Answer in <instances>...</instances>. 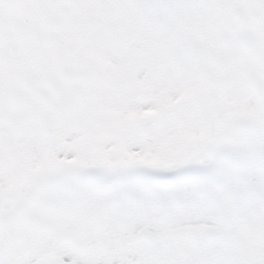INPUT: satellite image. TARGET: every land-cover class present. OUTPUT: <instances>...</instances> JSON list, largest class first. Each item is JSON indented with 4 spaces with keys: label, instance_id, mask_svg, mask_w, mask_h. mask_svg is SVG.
<instances>
[{
    "label": "rangeland",
    "instance_id": "1",
    "mask_svg": "<svg viewBox=\"0 0 264 264\" xmlns=\"http://www.w3.org/2000/svg\"><path fill=\"white\" fill-rule=\"evenodd\" d=\"M263 4L0 0V264H264Z\"/></svg>",
    "mask_w": 264,
    "mask_h": 264
},
{
    "label": "water",
    "instance_id": "2",
    "mask_svg": "<svg viewBox=\"0 0 264 264\" xmlns=\"http://www.w3.org/2000/svg\"><path fill=\"white\" fill-rule=\"evenodd\" d=\"M263 115H264V112H263ZM241 126V124H237V127H240ZM202 154V153H201ZM200 154V155H201ZM199 156V155H198ZM198 156H196V157H198ZM196 157H194V158H196ZM193 159V158H192ZM103 170H107V169H111V170H122V169H127V170H132V171H134L133 169H131V168H129V167H122V166H118V165H113V166H109V167H107V168H102ZM77 172H80V170H76V171H74V172H68V171H66V170H63V174H74V173H77ZM135 172V171H134ZM152 177V176H151ZM154 179V178H153ZM46 182H44V181H41V182H39L38 184H36L34 187H33V190L31 191V194H32V192L34 191V190H36V188H38L39 186H41V185H43V184H45ZM24 202V201H23ZM22 202V203H23ZM6 225H8V223L6 224ZM4 257V256H3Z\"/></svg>",
    "mask_w": 264,
    "mask_h": 264
}]
</instances>
